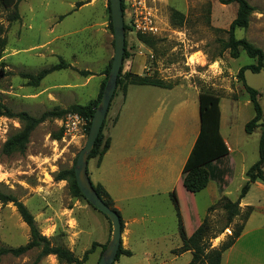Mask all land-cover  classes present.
<instances>
[{"label": "rangeland", "instance_id": "rangeland-1", "mask_svg": "<svg viewBox=\"0 0 264 264\" xmlns=\"http://www.w3.org/2000/svg\"><path fill=\"white\" fill-rule=\"evenodd\" d=\"M246 1L254 11L247 28L237 29L235 38L245 39L264 51V0ZM122 3L128 52L133 55L139 47L143 48L147 58L144 75L171 85V89L129 87L116 125L111 124V110L105 117L102 132L105 134L109 127L110 151L99 167L95 159H89L87 174L93 185L100 184L105 189L129 230L127 239L132 255L120 256L113 264H186L191 261L192 252L191 258L187 255L168 261L170 248L182 243L170 192L182 178V165L199 128L198 94L209 91L220 99V134L230 150L223 164L229 170L222 189L209 180L205 189L190 194L179 181L176 197L186 235L206 220L204 244L208 249H217L242 225L246 211L240 209L239 215L228 224L220 198L238 199L246 181L245 172L258 159L261 128L249 134L244 131L253 109L237 78L238 70L255 64V60L243 51L238 58H232L228 50L222 49L227 38L225 31L236 14L235 3L222 5L218 0H122ZM11 12L0 8V24L6 38L0 58V111L13 115L0 116V151L5 140L20 128L14 115L26 113L38 118L45 112L64 110L72 104L85 105L95 99L100 87L96 80L85 84V75L80 72L87 68L95 74L108 66L113 56L108 0H21L17 4L19 19L22 16L18 28H11L6 19ZM173 12L181 17L175 18ZM7 31H10L8 39ZM138 33L152 39L153 46L141 43ZM46 43H51L48 49L55 55L47 54L42 59L38 46ZM13 49L16 53L11 56ZM61 58L74 62V66L53 72L42 78L41 84L35 80L37 73L57 64ZM12 62L24 65L28 71L7 68ZM244 80L260 93L264 123V68L259 73L245 71ZM53 86L61 87L51 91L57 100L50 102L53 95L42 89ZM66 114L39 123L23 154L4 156L0 152V191L27 208L39 232L52 246H62L81 258L96 243L82 264H98L111 238L109 220L85 199L74 197L66 181L53 179L57 172L74 167L87 138L85 132L75 137L63 136L59 121ZM250 186L245 200L264 206V190ZM252 217L253 223L260 222L264 210H255ZM28 240L29 229L15 205L0 202V247L14 248ZM39 253V249H33L19 257L6 255L0 264H62L53 255L39 257ZM195 264H207L204 254Z\"/></svg>", "mask_w": 264, "mask_h": 264}, {"label": "trees", "instance_id": "trees-1", "mask_svg": "<svg viewBox=\"0 0 264 264\" xmlns=\"http://www.w3.org/2000/svg\"><path fill=\"white\" fill-rule=\"evenodd\" d=\"M19 1L21 0H0L1 9L12 10V12L6 17L9 23L15 22L19 19V15L17 12V4ZM218 2L222 5H228L231 3H235L237 5L235 17L230 22L228 29L225 31L227 34V38L223 42L222 49L228 50L232 58H238L240 55V51H243L249 58L255 60V64L243 66L237 72V78L242 83L253 109V116L245 124L244 131L249 134L257 127L261 128V134L258 142V159L245 172L246 181L240 189L238 199L236 201H230L226 197L220 198L221 206L226 212L227 222L228 224H230L233 218L239 215L240 199H242L248 192L250 184L257 181L264 183V123L261 122L262 111L259 104L260 93L257 90L247 86L244 80L245 71L259 73L264 68V51L254 46L250 42L246 41L245 39H236L234 34L237 29L247 28L249 24V18L253 13L254 8L246 0H218ZM121 8L123 13L122 0ZM109 10L110 9L108 1V11ZM173 16L175 18L181 17V15L177 12H173ZM109 18L111 21L110 16ZM109 28L112 31L111 22L109 24ZM124 30L126 31L125 25ZM3 34L4 29L0 24V58L6 46V38ZM136 36L137 39L144 45L149 47L153 46L152 39H150L149 37L140 33H138ZM130 56L131 55L127 50V45L125 41L123 62ZM110 64L111 61L109 62L108 66L104 71L105 78L100 85L97 97L89 101L87 104H72L69 108L64 110L54 109L52 111L43 113L38 118L31 117L26 113H19L17 115H14L19 120L20 128L17 129L12 135H10L5 140L1 147V154L4 156H11L13 154H23L26 150L27 144L29 143V138L32 131L39 123L43 122L47 118H60L63 114L69 112L77 113L85 119L86 124L84 127V132L87 135L92 116L100 101L101 94L107 80ZM67 67H69V65L63 60H61L57 64L45 68L39 73H37L35 80L37 82H40L42 78H44L47 74L53 71H59ZM122 69L123 66H121L117 78L116 89L112 96V99L115 96L117 90H120L123 94H125L127 87L130 85L154 86L163 89H171V85L165 84L158 79H151L149 77H146L145 75H139L136 73H132L131 71L122 72ZM80 73L85 76L92 75V73L89 71H81ZM219 102V97L212 92L201 91L198 94L199 131L194 141V144L189 152V155L187 156L186 161L182 167L181 178V184L183 189L190 194H195L203 190L209 180L217 182L219 188L221 189L226 181L225 176L228 173L229 168L227 167V164H223V161L228 157L229 151L223 137L220 134ZM4 115L9 117L13 116L9 112L3 113L0 111V116ZM104 123L105 119L102 123L98 137L88 157V160L96 159L97 165L100 164L103 155L107 152L110 146V138L104 136V134L102 133ZM60 130L62 131V129ZM53 179L54 181H66L68 183V188L74 197H80L85 199L80 193L78 186L75 182L73 168L57 172L54 175ZM92 186L97 195L101 198V200L119 215V212L113 207L112 199L105 191V189L100 184H92ZM171 200L175 206L176 216L178 220V232L182 240L181 246L173 250L172 254H181L186 251H191L192 258L188 264H195L203 254L207 264H220L221 254L233 245L234 241L241 233L243 223L245 222V220H247L248 216L252 212V207H245L246 211L243 215L242 225L237 227L236 230H233L228 239L224 243H222L219 248L208 249V247L204 244L203 241L208 229L206 220L202 221V223L192 232V234L186 235L181 225L182 220L180 215V204L177 200L176 195H172ZM0 202L3 204L12 202L15 205L16 210L20 215L22 221L27 225L29 229V240L25 245H21L14 248L0 247V260L6 255L19 257L33 249H39V257L53 255L56 257L57 261L62 264H82L84 261H86L88 254L91 253L94 250V247L96 246V243H92L91 247L84 252L83 256L81 258H77L73 255L71 251L62 246H52L49 240L43 235H41V233L39 232L34 218L27 210V208L22 203L18 202L13 196L0 191ZM122 230L123 222L121 220V231ZM104 247L105 246H103L102 248L104 249ZM205 250L207 251L205 252ZM120 256H131V252L123 249L121 243L117 250L114 262L118 260Z\"/></svg>", "mask_w": 264, "mask_h": 264}, {"label": "crops", "instance_id": "crops-1", "mask_svg": "<svg viewBox=\"0 0 264 264\" xmlns=\"http://www.w3.org/2000/svg\"><path fill=\"white\" fill-rule=\"evenodd\" d=\"M20 20H22L21 15H20V19L18 21L11 22V25H12L11 28H16L18 26V22ZM23 26H24V24L22 25V27ZM9 32L10 31H7V39H8V36L10 35ZM57 38H60V37H57ZM49 45H51V43H49V44L46 43V44H43L42 46H38V48L40 49L39 51L42 52V53L38 54L40 56V58L43 59L44 57L47 56V54L55 55V52L53 50L48 49ZM15 53H16V51L14 49L11 50V56H13ZM59 56H61V55H59ZM61 59H63L65 62H67L70 67L74 66V62H72V61L69 62V61L65 60L64 58H61ZM146 63H147L146 52L144 51L143 48L139 47L138 51H135L133 55H131L128 59H126L123 62L122 72L131 71L132 73L144 75L145 70H146V66H147ZM70 67L65 69V70H70ZM106 67L104 66L102 69H100L95 74H92L90 76H85L84 77L85 78V84H88L92 80H96L97 86L100 87L101 83L103 82V80L105 78L103 71H105ZM7 68H9V69L11 68L13 70L14 69L15 70L24 69L25 71H28L24 68V65H21L20 63L15 64V62H12V64H9V67H7ZM84 71H89V69L86 68ZM53 72H55V71H53ZM53 72L47 74L45 77H47L48 75H51ZM89 72H91V71H89ZM41 82H40V84H41ZM130 86H135V85H130ZM130 86L127 87L125 94H123L120 90H117V92L115 93V95L118 94L117 101L112 107H110V106H111L113 99L111 100L109 110L107 113H109V111L111 110L110 115L112 116V122H111L112 126L116 125V122L118 120L119 109L124 104V102L126 101L127 93H128ZM59 87H61V86H53L52 88L42 89V90H44L45 92L48 91L51 93V91L53 89H57ZM157 88H159V87H157ZM161 89H163V88H161ZM197 99H198V97H197ZM49 100H50V102H55L57 100V98L55 95H53V96L49 97ZM108 129H109V127L107 128L104 136L108 137V135H107ZM198 131H199V128H198ZM198 131H197V133H194V140H193V143L189 149V152H190V150L194 144V141L197 137ZM224 141L226 143V140H224ZM111 144H112V141L110 139L109 149L103 155V157L110 151ZM226 145H227V143H226ZM227 148H228V151L230 153L228 145H227ZM189 152L187 153V155L185 157L184 163L186 161L187 156L189 155ZM103 157L100 161V164L102 163ZM184 163H183V165H184ZM100 164L97 165V160H96V166L99 167ZM183 165H182V167H183ZM181 171H182V169H181ZM179 181H181V179H178L176 184L173 186V188L170 192V198L172 195H176V188L179 186ZM207 185H208V183H207ZM207 185H206V187H207ZM250 185L251 186H253V185L258 186L262 190H264V184L254 182ZM251 186H250V188H251ZM245 198L246 197L244 196L242 199H240V203H239L240 209H244L245 207L250 206V207H252V212H254L255 210H264V206H261L260 204H256V205L251 204L250 202H247L245 200ZM252 212L248 216L247 220H245V222L243 223L241 233L236 238L233 245L222 254L220 264H264V218H263V220H260V222H258V223H253L252 222V220H253L252 219L253 218ZM122 231L123 232L121 233V241H122L121 243H122L123 249L130 251L128 239H127L129 230L126 228L125 223H123V230ZM181 244L176 245V246H172L170 248V251H169L170 256L168 257L169 262L176 261L177 259L183 258L187 255L190 256V258H191V254H190L191 251H186V252H183L181 254H172V251L179 248L181 246ZM131 255H132V253H131ZM189 262H190V260L188 262H186V264H188Z\"/></svg>", "mask_w": 264, "mask_h": 264}, {"label": "water", "instance_id": "water-1", "mask_svg": "<svg viewBox=\"0 0 264 264\" xmlns=\"http://www.w3.org/2000/svg\"><path fill=\"white\" fill-rule=\"evenodd\" d=\"M113 34V56L100 101L92 116L85 145L79 151L73 167L75 182L85 200L103 214L112 227L111 238L102 252L98 264H113L121 243V220L119 215L109 208L97 195L87 174V161L91 149L106 117L112 96L117 85V78L123 63L125 34L121 0H108Z\"/></svg>", "mask_w": 264, "mask_h": 264}, {"label": "built area", "instance_id": "built-area-1", "mask_svg": "<svg viewBox=\"0 0 264 264\" xmlns=\"http://www.w3.org/2000/svg\"><path fill=\"white\" fill-rule=\"evenodd\" d=\"M59 126L63 131V136L75 137L84 134L85 119L77 113L69 112L59 121Z\"/></svg>", "mask_w": 264, "mask_h": 264}]
</instances>
